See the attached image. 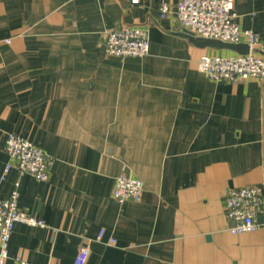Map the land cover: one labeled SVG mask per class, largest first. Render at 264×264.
Masks as SVG:
<instances>
[{"label":"crops","instance_id":"obj_1","mask_svg":"<svg viewBox=\"0 0 264 264\" xmlns=\"http://www.w3.org/2000/svg\"><path fill=\"white\" fill-rule=\"evenodd\" d=\"M177 1L0 0V199L18 183L19 209L43 221L15 225L5 264H75L83 246L85 264H264V215L232 235L223 207L230 188L264 196V81L200 74L202 55L237 53L190 41ZM234 8L264 38V0ZM123 24L147 30V55L102 51ZM8 132L53 159L46 181L2 177ZM120 173L143 181L139 201L112 197Z\"/></svg>","mask_w":264,"mask_h":264},{"label":"built area","instance_id":"obj_2","mask_svg":"<svg viewBox=\"0 0 264 264\" xmlns=\"http://www.w3.org/2000/svg\"><path fill=\"white\" fill-rule=\"evenodd\" d=\"M136 4L139 0H129ZM236 0H178L175 5V18L181 28L191 31L195 36L220 40L231 44L244 43L248 53L233 55H202L197 63V71L212 81H234L255 79L264 81V54L255 52L260 46L264 50L263 37L250 29H240ZM160 16L170 12L167 3L159 6ZM102 51L113 57H144L149 52L148 32L133 24H123L102 38ZM4 151L9 162L5 165L3 176L11 168L19 173H27L37 181L49 178L53 159L40 147L25 137L8 132L5 136ZM143 181L120 173L115 179L112 197L118 202L139 201L143 192ZM18 183L14 185L7 199H0V264L9 258L10 235L17 223L29 226H42L43 221L24 212L18 207ZM224 214L229 221L228 232L232 235L254 231L259 223L257 218L264 215V196L256 186L230 188L223 199ZM101 230L97 239H101ZM110 243L114 239L109 240ZM88 248L79 249L75 264H85ZM13 264H30L16 255Z\"/></svg>","mask_w":264,"mask_h":264},{"label":"water","instance_id":"obj_3","mask_svg":"<svg viewBox=\"0 0 264 264\" xmlns=\"http://www.w3.org/2000/svg\"><path fill=\"white\" fill-rule=\"evenodd\" d=\"M187 37L190 41H192L198 47H212L217 49H228L237 54H246L248 53V46L244 43L239 44H231L227 42H223L220 40L209 39V38H202L195 36L191 31L186 30Z\"/></svg>","mask_w":264,"mask_h":264}]
</instances>
